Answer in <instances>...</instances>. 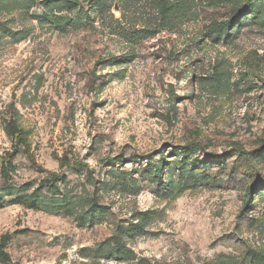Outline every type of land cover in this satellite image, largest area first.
Returning a JSON list of instances; mask_svg holds the SVG:
<instances>
[{"label": "rangeland", "instance_id": "obj_1", "mask_svg": "<svg viewBox=\"0 0 264 264\" xmlns=\"http://www.w3.org/2000/svg\"><path fill=\"white\" fill-rule=\"evenodd\" d=\"M263 259L264 0H0V264Z\"/></svg>", "mask_w": 264, "mask_h": 264}, {"label": "trees", "instance_id": "obj_2", "mask_svg": "<svg viewBox=\"0 0 264 264\" xmlns=\"http://www.w3.org/2000/svg\"><path fill=\"white\" fill-rule=\"evenodd\" d=\"M164 10L165 11L169 10V6L168 7L166 5L161 6V11H164ZM244 14H245V8L244 7L240 8L238 11H235L232 14V17L226 23H224L222 25L221 31L223 33H228L229 32V28L232 26V24L235 22V20L238 17H241ZM8 128H9V131L11 132V134H12V137H14V139L23 140V134L17 129V126H16L14 121L9 122ZM157 172H159L158 169H155V173H157ZM49 175L51 176L52 181H54V182L57 181V178L62 177L61 174H57V173H49ZM254 188H255V184H253V186H250V187L247 188V190H246V198H247V200L249 199V197L253 193ZM104 254H106V256H110V257L111 256H121L122 252L121 251L104 252ZM261 263L264 264V259L261 261Z\"/></svg>", "mask_w": 264, "mask_h": 264}]
</instances>
